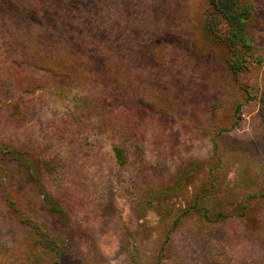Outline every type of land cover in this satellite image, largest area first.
<instances>
[{
  "label": "rangeland",
  "instance_id": "obj_1",
  "mask_svg": "<svg viewBox=\"0 0 264 264\" xmlns=\"http://www.w3.org/2000/svg\"><path fill=\"white\" fill-rule=\"evenodd\" d=\"M245 1L261 59L235 74L209 0H0V264H264V0Z\"/></svg>",
  "mask_w": 264,
  "mask_h": 264
},
{
  "label": "trees",
  "instance_id": "obj_2",
  "mask_svg": "<svg viewBox=\"0 0 264 264\" xmlns=\"http://www.w3.org/2000/svg\"><path fill=\"white\" fill-rule=\"evenodd\" d=\"M209 4L210 8L207 12V26L212 33L227 41L230 48L229 67L231 71L236 74L249 68L250 63L256 60L259 61L261 58L258 55L255 56L252 35L249 31L253 5L245 0H209ZM2 152L6 157L16 160L19 165L31 171L30 176L40 187L43 198L50 206V210L58 213L60 212L67 217L65 209L54 199L51 192L47 190L46 184H41L38 170L32 165L27 164L28 158L26 152L14 148H9L7 150L4 148ZM115 154L118 159L124 161L123 150L120 146L115 147ZM10 201L11 205H14V200L11 199ZM14 211L17 213L19 212L17 208H14ZM220 215L223 214L220 212ZM23 220L25 221V218H23ZM30 228L35 229L38 241L42 246L54 252L56 249L58 257L63 255L65 248L61 245V242L55 240V235L52 232L43 228V225L38 222H32ZM58 262L59 260L57 258L55 263Z\"/></svg>",
  "mask_w": 264,
  "mask_h": 264
}]
</instances>
